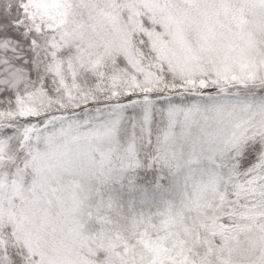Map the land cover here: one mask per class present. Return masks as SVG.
Instances as JSON below:
<instances>
[{"label":"snow or ice","instance_id":"snow-or-ice-1","mask_svg":"<svg viewBox=\"0 0 264 264\" xmlns=\"http://www.w3.org/2000/svg\"><path fill=\"white\" fill-rule=\"evenodd\" d=\"M0 264H264V0H0Z\"/></svg>","mask_w":264,"mask_h":264}]
</instances>
